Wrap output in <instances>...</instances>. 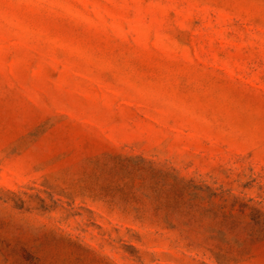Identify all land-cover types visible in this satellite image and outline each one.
<instances>
[{"label": "rangeland", "instance_id": "1", "mask_svg": "<svg viewBox=\"0 0 264 264\" xmlns=\"http://www.w3.org/2000/svg\"><path fill=\"white\" fill-rule=\"evenodd\" d=\"M0 264H264V0H0Z\"/></svg>", "mask_w": 264, "mask_h": 264}]
</instances>
